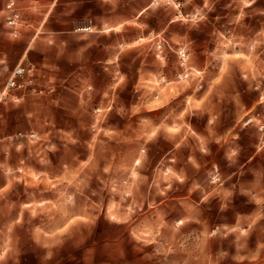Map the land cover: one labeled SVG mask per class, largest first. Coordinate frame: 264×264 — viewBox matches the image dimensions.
Wrapping results in <instances>:
<instances>
[{
  "label": "rangeland",
  "instance_id": "obj_1",
  "mask_svg": "<svg viewBox=\"0 0 264 264\" xmlns=\"http://www.w3.org/2000/svg\"><path fill=\"white\" fill-rule=\"evenodd\" d=\"M2 138L59 264H264V0H0Z\"/></svg>",
  "mask_w": 264,
  "mask_h": 264
},
{
  "label": "crops",
  "instance_id": "obj_2",
  "mask_svg": "<svg viewBox=\"0 0 264 264\" xmlns=\"http://www.w3.org/2000/svg\"><path fill=\"white\" fill-rule=\"evenodd\" d=\"M16 163L9 160L6 140L0 139V264H59L65 259L64 236L49 238L48 220H43V203L40 193L21 192L18 186L32 184V178H17ZM13 170V171H12ZM35 203V204H34ZM40 212V221L28 225L26 212ZM47 212V209L45 210ZM77 249L78 251H75ZM86 249V248H85ZM82 255L92 259V248L82 252L74 248L73 259Z\"/></svg>",
  "mask_w": 264,
  "mask_h": 264
},
{
  "label": "snow or ice",
  "instance_id": "obj_3",
  "mask_svg": "<svg viewBox=\"0 0 264 264\" xmlns=\"http://www.w3.org/2000/svg\"><path fill=\"white\" fill-rule=\"evenodd\" d=\"M170 131H178V130L173 129V130H170ZM137 163H139V161H137ZM113 219H115V217H113Z\"/></svg>",
  "mask_w": 264,
  "mask_h": 264
},
{
  "label": "built area",
  "instance_id": "obj_4",
  "mask_svg": "<svg viewBox=\"0 0 264 264\" xmlns=\"http://www.w3.org/2000/svg\"><path fill=\"white\" fill-rule=\"evenodd\" d=\"M11 83H13V82H11Z\"/></svg>",
  "mask_w": 264,
  "mask_h": 264
}]
</instances>
